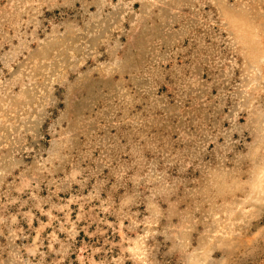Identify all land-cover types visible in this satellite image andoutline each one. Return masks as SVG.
<instances>
[{"label": "rangeland", "instance_id": "rangeland-1", "mask_svg": "<svg viewBox=\"0 0 264 264\" xmlns=\"http://www.w3.org/2000/svg\"><path fill=\"white\" fill-rule=\"evenodd\" d=\"M0 264H264V0H0Z\"/></svg>", "mask_w": 264, "mask_h": 264}, {"label": "bare ground", "instance_id": "bare-ground-1", "mask_svg": "<svg viewBox=\"0 0 264 264\" xmlns=\"http://www.w3.org/2000/svg\"><path fill=\"white\" fill-rule=\"evenodd\" d=\"M263 171V170H262Z\"/></svg>", "mask_w": 264, "mask_h": 264}]
</instances>
